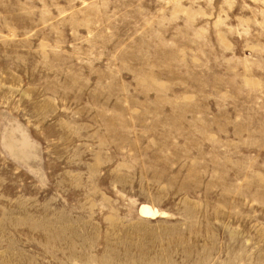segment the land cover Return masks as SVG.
Instances as JSON below:
<instances>
[{"label": "rangeland", "instance_id": "rangeland-1", "mask_svg": "<svg viewBox=\"0 0 264 264\" xmlns=\"http://www.w3.org/2000/svg\"><path fill=\"white\" fill-rule=\"evenodd\" d=\"M0 264H264V0H0Z\"/></svg>", "mask_w": 264, "mask_h": 264}, {"label": "bare ground", "instance_id": "bare-ground-1", "mask_svg": "<svg viewBox=\"0 0 264 264\" xmlns=\"http://www.w3.org/2000/svg\"><path fill=\"white\" fill-rule=\"evenodd\" d=\"M140 212L144 217L154 216V214L156 213V211L154 212V210H151L147 206H142Z\"/></svg>", "mask_w": 264, "mask_h": 264}]
</instances>
